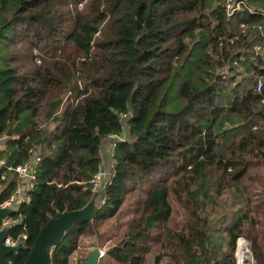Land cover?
Segmentation results:
<instances>
[{
  "label": "trees",
  "instance_id": "16d2710c",
  "mask_svg": "<svg viewBox=\"0 0 264 264\" xmlns=\"http://www.w3.org/2000/svg\"><path fill=\"white\" fill-rule=\"evenodd\" d=\"M221 1L86 0L83 9L74 13L71 4L77 8L84 0H2V12L8 2L14 9L4 12L0 45L5 49L15 39L23 40L31 52L38 49L41 60L30 73L20 72L13 64L18 60L14 55L0 60V136L11 134L2 159L7 165H18L41 149L35 185L22 184L30 199L10 216L20 223L8 235L28 234L25 247L8 254L12 264H24L51 217L83 208L92 199L91 179L101 167L102 140L123 131L126 139L113 150L106 202L93 220L66 232L52 252L51 264H72L71 255L87 228L114 217L133 188L143 184L150 186L143 206L137 207L126 236L107 251L116 264H146L155 241L162 242L153 264H163L164 257L165 264H236V243L242 236L250 240L254 264H264V246L250 211L252 201H246L248 210L227 228L228 245L218 256L209 247V219L202 215L195 189L209 174L219 179L218 189H223L225 184H240L251 168L264 167V127L259 124L264 123V89L262 93L248 89L218 105L219 76L201 89L185 79L180 89L184 107L166 110L159 102L165 85L179 70L177 61L190 48L184 36L196 27L205 28L209 37L200 62L212 76L242 53L236 51L239 46L264 40L257 27L262 15L245 10L228 17ZM248 1L264 11V0ZM211 2L213 7L204 11ZM195 11L199 16L174 21ZM241 22L248 23L246 32ZM236 33L241 38L234 44H219L220 35ZM251 65L254 76L264 75V53ZM75 73L84 86L77 90L78 101L72 106L63 103L58 93ZM46 97L51 99L41 107ZM122 113L129 115L127 127ZM226 113L249 124L228 145L223 140L229 130L221 120ZM40 116L65 126L61 132L47 131L36 120ZM4 173L6 178L1 179ZM255 176L264 180L259 172ZM0 183L3 203L15 191L17 176L1 167ZM172 192L188 213L178 231L169 225L174 215ZM158 227L163 232L160 237L155 232Z\"/></svg>",
  "mask_w": 264,
  "mask_h": 264
},
{
  "label": "rangeland",
  "instance_id": "374dc122",
  "mask_svg": "<svg viewBox=\"0 0 264 264\" xmlns=\"http://www.w3.org/2000/svg\"><path fill=\"white\" fill-rule=\"evenodd\" d=\"M2 0H0V23L5 19V13L10 14L14 5L12 2L7 3V7L4 11H1ZM84 2L75 5L71 4V9L74 13L83 9ZM214 2L210 3L204 11H208L213 7ZM64 9H67L64 6ZM200 14V13H199ZM199 14L192 12L191 14L178 15L174 18L175 22L182 21L189 16H199ZM185 40L189 44V50L180 57L177 61V69H179L171 80L167 82L165 88L160 96L159 102L166 110H179L186 105L185 100L180 94V89L185 79H190L193 87L201 89L204 86H208L219 76L218 95L216 97L217 104L223 105L232 100L235 95L243 94L248 89H254V70L251 63H245L244 70H237L231 64L224 68L218 69L215 76L209 73L208 69L202 65L201 58L204 55L205 45L209 41V37L205 28L198 26L193 32L187 33L184 36ZM25 41L13 43L4 49L3 44L0 45V60L14 55V58L18 59L13 64L18 67L21 73H30L37 65L41 64L40 53L37 48H34L31 52L30 48L25 44ZM250 47L247 45L239 46L236 51H242V54H250ZM68 61V60H66ZM75 81V82H74ZM84 86L81 77L78 73L72 76V79L68 82L58 96L62 98L63 103H72V99L76 100V93L78 89ZM51 97L44 98L40 105L45 107L46 103ZM264 102V101H263ZM65 107V106H64ZM42 126L46 127L47 131H51L55 128L59 132L62 131L64 124H59L60 121L50 120L45 122L43 116L36 119ZM223 127L229 130L228 136L223 140V143L228 145L239 139L241 132L247 129L249 124L244 123L239 116L233 113H226L223 117ZM28 123V120H23ZM258 124V123H257ZM264 127L262 121L259 122ZM58 126V127H57ZM56 129V130H57ZM254 130L258 129V126H253ZM47 142H44L45 147ZM54 145H59V142H54ZM39 146V145H38ZM114 139L110 136L104 137L102 140V163L101 168L104 172H108L110 179L111 163L113 156ZM41 149L35 151V155L40 154ZM250 159H253L249 156ZM257 161V159H254ZM261 173L264 176V167L251 168L248 175L237 185H226L223 189H218L219 179L213 174L207 175L205 180H202L196 187L198 201H201L202 215L208 217L209 224L208 229L210 233L209 247L214 254L221 256L226 250L228 245V232L227 228L241 216L244 210H248L246 201H252L253 207L250 211L254 215L255 231L259 234V241L264 246V180L260 181L256 179V173ZM160 178H157L159 180ZM148 184L136 185L133 190L127 195L126 200L120 211L112 218L107 219L104 222H95L93 226L88 227L86 232L79 238V245L77 250L71 255L70 261L73 264H77L80 261L88 258L90 253L95 247L108 251L111 247L118 244L127 234L129 230V224L132 218L136 214L138 206H143L142 201L147 195ZM183 199H186L185 193L182 194ZM170 198L174 205V215L169 222L170 227L174 231H178L183 227L186 217L188 216L186 208L175 199L172 194ZM160 237L163 235L162 228L158 227L155 231ZM162 241L152 244V251L147 255V263L153 264L154 259L158 253H161L160 244ZM244 252L243 260L240 261V250ZM240 249V250H239ZM238 254V255H237ZM236 264H254L255 259L251 250L250 240L245 236L238 238L236 243ZM167 257H164L163 264H165ZM244 262V263H242ZM100 264H116L108 254L100 262Z\"/></svg>",
  "mask_w": 264,
  "mask_h": 264
},
{
  "label": "built area",
  "instance_id": "2783aa9c",
  "mask_svg": "<svg viewBox=\"0 0 264 264\" xmlns=\"http://www.w3.org/2000/svg\"><path fill=\"white\" fill-rule=\"evenodd\" d=\"M220 7H222L223 10H225L226 15L228 17H234L238 12L241 11H249L250 13H256L260 14L263 17V21L261 24H258L257 27L261 33V35L264 38V11L257 9L253 5L249 3L248 0H222L220 2ZM249 27L248 23L241 22L240 28L242 32H246L247 28ZM241 34L236 33L233 36H224L220 35L218 37V42L220 45H228V44H234L236 41L240 40ZM250 54H240L239 56H233L231 59V64L233 67H235L237 70H244L245 69V63H253L258 58L259 55H262L264 53V40L259 42H253L250 45ZM264 89V75L263 74H257L254 76V90L256 93H262ZM78 99L74 100L72 99L71 105L74 106L77 103ZM127 113H122L121 117L124 119L125 127H127ZM114 139V148L116 144L120 141H123L126 139V131L120 132V133H113L110 135ZM9 138V135H2L0 136V140H7ZM6 148H7V142H6ZM113 148V150H114ZM2 149L0 148V168L5 167L7 171L13 172L17 176V187L15 191L10 195V197L5 200L3 203H0L1 206H13L15 203L20 204L23 202H28L30 197L27 193L26 188L22 186L23 183H26L29 185V187H33L36 183V167L38 163L41 161V157L38 155H34V157L31 160L25 161L23 163H20L18 165H7L5 161L2 159ZM6 174L1 175V179H5ZM110 182V179L108 177V172H104L103 169L100 167L99 171L94 174L93 178L91 179L92 189L94 193L100 189H102V194L100 196V204L101 206L106 202V196H105V189ZM0 187H2V184L0 183ZM17 208V210L19 209ZM16 210V211H17ZM20 223L19 219L8 217L3 220L1 227L10 225L11 227L16 224ZM28 239V234L26 232H21L17 237H12L10 235H7L5 239V243L8 245H16L18 243H24L26 244V241ZM107 255V251L104 249H100L99 252V264L104 259V257ZM244 263V262H242Z\"/></svg>",
  "mask_w": 264,
  "mask_h": 264
},
{
  "label": "water",
  "instance_id": "95a60500",
  "mask_svg": "<svg viewBox=\"0 0 264 264\" xmlns=\"http://www.w3.org/2000/svg\"><path fill=\"white\" fill-rule=\"evenodd\" d=\"M139 27H141V24H139ZM8 135L10 136L11 134L9 133ZM41 141L42 138L36 144L40 145ZM101 194L102 189L96 191L92 199L83 208L58 212L56 217H51L41 228L24 264H51L52 252L61 242L66 232L80 222L91 221L95 218L101 207L99 200ZM18 207V203L13 206L0 205V264H12L8 259V254L18 252L25 247L22 242L16 245L6 244L5 239L11 226L1 227L3 220L10 217ZM99 252V247H95L88 258L81 261V264H99Z\"/></svg>",
  "mask_w": 264,
  "mask_h": 264
},
{
  "label": "crops",
  "instance_id": "0c3cea01",
  "mask_svg": "<svg viewBox=\"0 0 264 264\" xmlns=\"http://www.w3.org/2000/svg\"><path fill=\"white\" fill-rule=\"evenodd\" d=\"M253 43V42H252ZM229 103V102H228ZM6 141L7 140H0V148L2 149V151H4L6 149ZM41 144V143H40ZM112 164V163H111ZM73 264V263H72Z\"/></svg>",
  "mask_w": 264,
  "mask_h": 264
},
{
  "label": "bare ground",
  "instance_id": "6f19581e",
  "mask_svg": "<svg viewBox=\"0 0 264 264\" xmlns=\"http://www.w3.org/2000/svg\"><path fill=\"white\" fill-rule=\"evenodd\" d=\"M239 250H240V249H239ZM243 251H244L243 248H242V250L239 251L240 254H241V252H242L241 257L239 258L240 261L243 260V257H244V252H243ZM237 255H238V254H237Z\"/></svg>",
  "mask_w": 264,
  "mask_h": 264
}]
</instances>
